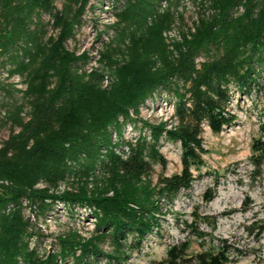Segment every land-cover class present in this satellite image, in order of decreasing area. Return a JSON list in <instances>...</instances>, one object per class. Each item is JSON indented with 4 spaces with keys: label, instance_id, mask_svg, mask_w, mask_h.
I'll return each instance as SVG.
<instances>
[{
    "label": "trees",
    "instance_id": "1",
    "mask_svg": "<svg viewBox=\"0 0 264 264\" xmlns=\"http://www.w3.org/2000/svg\"><path fill=\"white\" fill-rule=\"evenodd\" d=\"M55 1L0 0V77L18 76L24 86L0 79L1 96L21 94L0 103V122L12 129L0 144V264H126L160 232L164 205L197 179L204 128L219 134L234 122L231 88L248 94L258 85L264 0H61L60 8ZM188 7L198 11L191 26ZM96 9L112 22L96 32L92 66L88 52L67 43ZM158 97L173 105L170 128L138 117ZM137 123L139 134L125 139L124 128ZM162 139L178 143L181 170L153 183L154 165L167 164ZM249 161L260 177L264 140L253 141ZM57 205L71 217L82 209L93 231L70 229L41 252L31 245L41 236L34 225ZM263 229L264 222L258 234ZM235 251L226 240L194 255L172 245L155 264H227Z\"/></svg>",
    "mask_w": 264,
    "mask_h": 264
},
{
    "label": "rangeland",
    "instance_id": "2",
    "mask_svg": "<svg viewBox=\"0 0 264 264\" xmlns=\"http://www.w3.org/2000/svg\"><path fill=\"white\" fill-rule=\"evenodd\" d=\"M61 2L55 1L57 8H60ZM197 12V7L186 9L184 22L187 26H191ZM43 20L46 23L49 17L44 15ZM110 22L112 19L109 14L99 9L93 12L87 10L83 25L76 31L75 38L67 43V47H75L77 53L88 52L93 58L90 64L96 66L94 60L101 44L96 39V32L103 30ZM47 28L48 34H52L51 27ZM101 38L106 37L103 35ZM0 79L13 90H22L24 87L18 76L8 77V74L2 73ZM257 83L248 94L238 93L234 87L231 88L228 106L234 114V122L219 134L204 128L202 139L205 153L202 156L203 165L194 172L197 179L190 189L179 192L171 203L164 205L160 232L148 236L141 248L129 255L126 264H155L165 258L167 249L172 245L183 244L188 255L212 252L220 240H226L238 250L229 253L230 261L227 264H264V229L258 234V227L264 222V165L262 175L255 178L249 161L253 141L264 140V68L258 73ZM19 101L21 94L13 93L7 97L0 95V103ZM138 117L149 124L165 122L167 128L175 123L172 103L160 97L153 103L147 101ZM139 125L126 126L124 138H135L139 134ZM11 131L9 125L0 122V144ZM143 134L148 138L147 130ZM160 151L167 164L165 168L154 165L153 183L159 176H170L181 170L178 143L162 139ZM207 191L213 195L210 202L204 199ZM62 208L57 205L52 213L36 220L34 227L41 236L34 237L31 245H38L41 252L49 250L55 237L70 229L83 237H89L93 231L94 221L82 209L71 217ZM102 247L106 252L110 249L107 244Z\"/></svg>",
    "mask_w": 264,
    "mask_h": 264
}]
</instances>
